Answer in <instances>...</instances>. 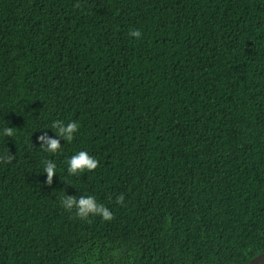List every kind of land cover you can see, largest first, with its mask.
<instances>
[{
    "label": "trees",
    "instance_id": "1",
    "mask_svg": "<svg viewBox=\"0 0 264 264\" xmlns=\"http://www.w3.org/2000/svg\"><path fill=\"white\" fill-rule=\"evenodd\" d=\"M55 121L79 127L51 153L37 137ZM80 151L98 167L71 175ZM263 252L264 0H0V264Z\"/></svg>",
    "mask_w": 264,
    "mask_h": 264
},
{
    "label": "clouds",
    "instance_id": "2",
    "mask_svg": "<svg viewBox=\"0 0 264 264\" xmlns=\"http://www.w3.org/2000/svg\"><path fill=\"white\" fill-rule=\"evenodd\" d=\"M130 35L139 38L141 33L139 30L131 32ZM53 127L58 130L56 138L49 137L47 132L37 137V143L44 148V150L57 153L61 148V139L71 141L74 138V134L78 131V124L76 122H70L67 126L62 121H55ZM3 134L7 137L14 135L12 127H7L3 130ZM14 158L13 155L7 156V162H11ZM98 161L90 156L85 151H80L77 154L70 157L68 164V172L71 175H76L85 171H93L98 167ZM44 171L47 173L46 183L51 186L52 177L56 174V164L52 161H45ZM117 203H123L124 196L121 194L116 198ZM66 210H76V215L81 219H87L89 216H101L105 221H111L114 219L113 213L103 204L97 203L93 196H64L61 201Z\"/></svg>",
    "mask_w": 264,
    "mask_h": 264
},
{
    "label": "water",
    "instance_id": "3",
    "mask_svg": "<svg viewBox=\"0 0 264 264\" xmlns=\"http://www.w3.org/2000/svg\"><path fill=\"white\" fill-rule=\"evenodd\" d=\"M248 264H264V252L254 257Z\"/></svg>",
    "mask_w": 264,
    "mask_h": 264
}]
</instances>
